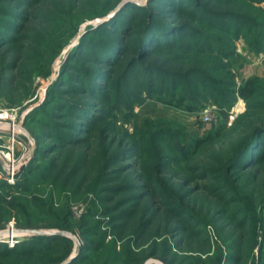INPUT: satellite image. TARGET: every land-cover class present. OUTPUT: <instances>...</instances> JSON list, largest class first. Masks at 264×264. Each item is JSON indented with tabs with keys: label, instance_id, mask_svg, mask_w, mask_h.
I'll list each match as a JSON object with an SVG mask.
<instances>
[{
	"label": "rangeland",
	"instance_id": "obj_1",
	"mask_svg": "<svg viewBox=\"0 0 264 264\" xmlns=\"http://www.w3.org/2000/svg\"><path fill=\"white\" fill-rule=\"evenodd\" d=\"M163 1L0 0V110L26 114L14 147L15 183L28 167L50 162L55 173L35 177L26 192L10 191L2 204L19 206L8 213L0 208V233L14 230L16 245L31 231L71 240L43 256L0 255V264H67L75 253L84 259L76 264H264V170L247 167L251 157L232 171L223 167L249 133L264 127L255 120L264 119V95L248 115L239 93L252 79L263 83L264 51L248 42L254 32L237 38L234 54L222 61L229 70L218 72L234 77L233 107L223 111L208 97L193 105L187 88L196 83L193 72L206 68L196 60L207 55L193 59L177 47L208 42L216 54L220 47L198 34L217 32L191 14L169 18L170 0ZM175 1L172 8L189 11L195 2ZM211 1L218 10L248 14L235 0ZM149 24L176 44L157 59L140 41ZM182 25L198 33L187 35L178 30ZM229 25L234 34L247 27ZM66 134L77 143L62 144ZM0 137V180L7 181L10 135ZM31 142V158L19 164ZM253 151L264 159V135ZM201 163L203 169L195 166ZM33 193L46 200L44 208ZM9 239L0 238V245Z\"/></svg>",
	"mask_w": 264,
	"mask_h": 264
},
{
	"label": "trees",
	"instance_id": "obj_2",
	"mask_svg": "<svg viewBox=\"0 0 264 264\" xmlns=\"http://www.w3.org/2000/svg\"><path fill=\"white\" fill-rule=\"evenodd\" d=\"M165 1V0H164ZM168 2V1H165ZM195 2L190 3L191 11L189 9H176L172 8L176 6V1L175 0H170L168 3H165L166 6H169L171 9H166L165 11L167 12L168 17L170 18L171 15L175 14H185V15H190L192 16V20L194 23L200 24L202 27H205L210 30H214L217 32V35H213V38H206L204 34H198L200 35L201 39L203 41H212L213 45L216 44L218 47H220L216 52L214 53L213 50L210 49L209 44L207 41V46L203 48V45H199L197 43H194L191 48L189 45H184L182 44L180 47L181 54H188V52L191 53L190 57L195 58L197 55V58H199V55L206 56V58L203 59H197L196 61L200 62L201 64L206 65L205 70H199V71H194V75H191L192 79H196L194 84H191V86H188L187 88V94H192L194 97L193 105H197L198 102L201 103L200 99H204L206 97L210 98L211 100L215 101L221 110L223 111H229L231 107H233L236 99H237V89H236V84L234 82V77L231 75V73H227L226 75L229 76V79L227 76H221L218 72L221 70H229L230 66L229 64L222 65L223 60L229 61L231 58L230 56L233 53L234 46L233 43L237 38L240 36H244L246 40H248V37L250 36V33L254 32V38L252 37L251 40L248 42L252 45V48L255 52L260 53L264 51V8L262 7H257L256 4H259L261 2H264V0H235L236 2H239V8H242V10L248 11L247 13H236L234 11H221L216 9L211 0H194ZM242 2L243 4H241ZM185 2L184 4H186ZM248 4V5H247ZM241 6V7H240ZM189 7V8H190ZM125 11V10H124ZM252 15H255L256 17H260L261 19L256 22L253 20ZM201 18V20H199ZM231 22H235V24H246V29L245 33H242V29L240 28L239 31H237L235 34L234 32L231 31L232 26ZM106 26L103 25L100 28H104ZM152 25L149 24L146 30L144 31V38H141L140 41L144 42L147 47L145 48V52L148 53L149 57H156L158 58L159 53L161 52V49L163 48H171L174 47L175 45H172L174 40H170L171 37H166L165 34V29L158 27V29H152ZM179 31H182L186 33L187 35L189 32L192 34V36H195V33H198V30L193 29L191 25H182L178 28ZM171 34V33H170ZM169 34V35H170ZM172 35V34H171ZM186 35H184L185 37ZM145 45V46H146ZM142 48V47H141ZM190 48V49H189ZM155 53H153L154 51ZM177 51V52H179ZM113 57V56H112ZM204 59H207V62L204 61ZM108 62V59L105 58L103 59V62ZM110 61V60H109ZM117 62V61H116ZM210 62V63H209ZM136 66L135 63H131L129 66V69H132ZM155 72H158L160 74H164L167 77L175 78V79H180L181 75L178 72H163V71H158L154 69ZM241 91V93H240ZM239 93L244 95V97L248 100L247 106V114H251V111L257 109V105H255V101L258 96L261 94L264 95V79L263 83H260L258 81H255V79L250 80L246 86L242 89L240 88ZM262 95V96H263ZM198 100V101H196ZM76 105V104H75ZM191 105V104H190ZM192 105V106H193ZM194 107V106H193ZM81 119H84V115L79 116ZM86 119V117H85ZM255 120L264 122L263 118H256ZM75 126L78 127L77 124ZM252 128V127H251ZM250 128V129H251ZM74 128H72L73 130ZM73 131L70 132V134ZM251 132V131H250ZM70 134H66L65 139L62 137L59 138L62 144H67L74 145L77 142H74L71 140L69 137ZM264 135V127H259L256 130L252 131L249 133L245 139L243 140L242 145L239 147V151L233 155L227 161H225V169H228L229 171H232L233 169H237L238 166H241L242 164H247L249 158V165L251 167H255L258 172L261 170H264V167L261 166V163L263 162L264 164V159L263 160H258L254 156L253 149L255 147V143ZM235 144V143H232ZM232 144H229L231 147ZM228 146V147H229ZM201 147V146H200ZM199 149V148H198ZM197 149V150H198ZM197 150H193L196 153ZM212 153V151H211ZM219 152H216V154ZM39 154V153H38ZM38 155L36 154V157ZM219 157V156H218ZM45 163V162H43ZM223 164V162H220ZM203 163L195 165L197 168L201 167ZM262 164V165H263ZM222 167V168H223ZM0 168L2 169V166L0 165ZM203 169V167H201ZM247 168L245 167L244 170ZM53 172V164L50 165L49 163L43 164V165H38L36 167H28L27 171L24 172L21 176L24 177L22 180L16 181L15 184H9L5 180H0V208H3V211L5 213H8L11 208H16V205L18 203H8V205L2 204V202H5L6 196L9 195L10 191L17 190L21 191L22 189L27 190V185L31 186L34 183V178L37 176H46L48 173L54 176ZM46 174V175H45ZM149 186V185H148ZM148 188V187H145ZM205 189H207L205 187ZM2 190H8L7 194H3ZM18 196V195H17ZM17 196H14L13 198L18 199ZM25 197V196H23ZM35 200L36 204L39 205L40 208H44L46 200L38 195V193H33V197H31ZM15 205V206H14ZM19 206V205H18ZM57 219H60V216L56 217ZM62 219L59 221L61 222ZM1 234V233H0ZM71 240H69L65 236L61 235H55V236H33L30 238L28 241H22L18 245L14 247H9L7 243H3L0 245V255H6V254H17V255H26V256H34L38 257V254H41L43 256L45 250L51 251L54 247H61L64 245V247H70L71 245ZM29 246V247H28ZM63 248V247H62ZM84 260L82 255H79L71 264H76L77 262Z\"/></svg>",
	"mask_w": 264,
	"mask_h": 264
},
{
	"label": "built area",
	"instance_id": "obj_3",
	"mask_svg": "<svg viewBox=\"0 0 264 264\" xmlns=\"http://www.w3.org/2000/svg\"><path fill=\"white\" fill-rule=\"evenodd\" d=\"M25 113L23 115L18 114V111H14V110H0V123L4 124L5 126H7L8 130H5L4 128L0 129V133H8L10 135V146H9V150L7 152V154L5 155V157L7 158L8 161V170H7V181L11 184H15V171L17 168V161L19 160L20 157L15 158V152H14V147H15V143H18L19 140V133L24 134L23 131L20 130H16L13 131V129H15V127H22L21 125L24 123V119H25ZM205 122H210L211 121V114L209 111H206L203 117ZM1 138V137H0ZM21 143V142H19ZM31 144H28L26 147L25 145H23V150L24 153H22V156L24 158V160L22 159L21 163H26L27 160H29L31 158L32 155V151L34 146ZM13 239V240H12ZM9 239L7 242L9 244V247H14V243L15 244L19 241L17 239Z\"/></svg>",
	"mask_w": 264,
	"mask_h": 264
},
{
	"label": "bare ground",
	"instance_id": "obj_4",
	"mask_svg": "<svg viewBox=\"0 0 264 264\" xmlns=\"http://www.w3.org/2000/svg\"><path fill=\"white\" fill-rule=\"evenodd\" d=\"M241 109H242V105H238L236 111L240 112ZM2 128H4L5 130H8L7 126H5L4 124L0 123V129H2ZM16 130L17 131L18 130L23 131L22 127H15V129H13V131H16ZM17 236H18V233H16L14 230L8 231L7 233H6V231H4L3 233L0 234V238L9 237L10 239H12V238L17 237ZM13 243H14L13 245L15 246L16 245L15 242H13Z\"/></svg>",
	"mask_w": 264,
	"mask_h": 264
},
{
	"label": "water",
	"instance_id": "obj_5",
	"mask_svg": "<svg viewBox=\"0 0 264 264\" xmlns=\"http://www.w3.org/2000/svg\"><path fill=\"white\" fill-rule=\"evenodd\" d=\"M121 7V6H120ZM119 7V8H120ZM31 236H35V235H43V233L41 232H37V231H31L29 232ZM56 235V234H55ZM76 258V253L73 255V257L67 262V264H71Z\"/></svg>",
	"mask_w": 264,
	"mask_h": 264
}]
</instances>
